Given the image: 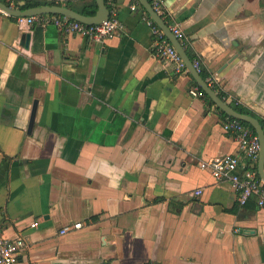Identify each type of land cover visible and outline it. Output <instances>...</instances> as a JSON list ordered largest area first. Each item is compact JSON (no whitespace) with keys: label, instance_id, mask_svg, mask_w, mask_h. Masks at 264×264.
Instances as JSON below:
<instances>
[{"label":"crops","instance_id":"0c3cea01","mask_svg":"<svg viewBox=\"0 0 264 264\" xmlns=\"http://www.w3.org/2000/svg\"><path fill=\"white\" fill-rule=\"evenodd\" d=\"M114 3L120 26L103 42L0 15V232L24 237L16 264H264V205L239 204L199 166L224 154L257 161L241 156L212 100L189 92L188 68L152 55L138 0ZM163 6L214 90L264 124V0Z\"/></svg>","mask_w":264,"mask_h":264},{"label":"built area","instance_id":"2783aa9c","mask_svg":"<svg viewBox=\"0 0 264 264\" xmlns=\"http://www.w3.org/2000/svg\"><path fill=\"white\" fill-rule=\"evenodd\" d=\"M153 10L161 17L167 24L170 31L180 40L183 47H187L184 33L179 26L169 20V16L163 6V0H148ZM109 9V16L107 19L99 23L87 24L78 20L69 19L66 16L59 14H32L27 16H17L18 22H26L30 25L46 26L53 24L61 32L72 33L85 37L87 39L103 42L106 38L114 35L116 29L120 26L117 17V10L115 8L114 0H105ZM27 4V0H10L8 6L19 8ZM134 5L132 9H134ZM8 15L0 8V15ZM143 19L151 26L154 34V41L152 45V55L160 59L170 61L174 64L177 72L186 71L184 60L178 51L174 48L170 40L166 37L162 29H160L153 19L145 14ZM193 67L197 72L201 70V62L198 58L192 60ZM208 84L215 83L213 76L207 77ZM193 96L204 97V91L199 86H194L189 89ZM223 131L232 133L237 141L239 152L241 156L247 160L256 162L258 159L260 141L256 133H254L241 120L228 116L222 123ZM199 166L203 169H208L216 180L228 181L237 195L239 204L244 205L251 197H255L257 205H264V180L258 175L255 168H247L246 165L241 164L239 157L231 154L212 156L208 159L202 160ZM264 169V162H263ZM202 190L196 189L195 193L199 194ZM36 223H32L34 226ZM80 221L73 222L63 226L60 233H65L70 229L81 227ZM26 242L23 236H15L13 238L5 237L0 232V264H16L18 255L25 247Z\"/></svg>","mask_w":264,"mask_h":264},{"label":"water","instance_id":"95a60500","mask_svg":"<svg viewBox=\"0 0 264 264\" xmlns=\"http://www.w3.org/2000/svg\"><path fill=\"white\" fill-rule=\"evenodd\" d=\"M96 1V11L94 14L86 15L81 12H78L72 8L58 5V4H41L35 6H29L26 9L20 8H13L8 6L5 2L0 0V8L5 11L8 15L14 16H27L32 14H59L68 17L69 19H74L81 21L87 24H94L99 23L102 20H105L109 16V9L105 0H95ZM138 2L143 6L146 13L153 19V21L162 29L166 37L170 40L174 48L178 51L181 55L182 59L185 62L188 71L190 72L191 76L196 81L197 85L205 92V94L212 100V102L222 110L227 116H231L237 118L241 121L248 123L255 131L258 139L260 141V149L257 159V171L259 176L264 180V169H263V162H264V129L260 121L248 114L239 112L233 106H231L228 102H226L222 97H220L217 92L205 81V79L200 75L199 72L193 67L192 60L187 54L186 49H184L182 43L178 38L170 31L167 24L161 19V17L153 10L151 4L148 0H138ZM31 34L29 32H24L21 35L20 45L24 48H28L29 40ZM37 101L34 100L28 121L27 131L29 132L32 128L35 111H36Z\"/></svg>","mask_w":264,"mask_h":264},{"label":"trees","instance_id":"16d2710c","mask_svg":"<svg viewBox=\"0 0 264 264\" xmlns=\"http://www.w3.org/2000/svg\"><path fill=\"white\" fill-rule=\"evenodd\" d=\"M29 4V6H35V5H38L39 4V2H37V1H31L30 3L29 2H27V5ZM83 14H92V13H94V10H84L83 12H82ZM37 31V30H36ZM186 51H187V54H188V56L190 57V59L191 60H193L194 58H193V55H192V52L190 51V49L189 48H186ZM200 75L205 79V81L207 82V83H209L208 82V80H207V77L208 76H210V75H208L205 71H204V69L202 68V66H201V70H200ZM210 86L214 89L215 88V90H216V85H215V83H212V84H210ZM220 97H222V98H224V93H222L221 91H218V93H217ZM204 97L205 98H207L208 100H210L211 101V99H209V97L204 93ZM211 103L213 104V102L211 101ZM231 104V106H233L235 109H237L239 112H243V113H246V111L242 108V107H240L239 105H234V104H232V103H230ZM219 111H220V113L224 116V118H226V117H228L223 111H221L219 108H217ZM243 123H245L254 133H255V131H254V129L248 124V123H246V122H244V121H242ZM262 126H263V129H264V124H262ZM256 167V166H255ZM256 169V168H255ZM160 200H162V198H156V199H154V202H157V201H160ZM178 205H179V203H178ZM181 205V204H180ZM232 211L234 212V208L232 209ZM91 219H93V220H96L97 219V216H93V217H91ZM144 264H153V262H151V261H147L146 263H144Z\"/></svg>","mask_w":264,"mask_h":264}]
</instances>
